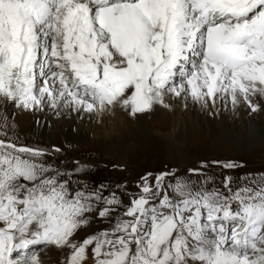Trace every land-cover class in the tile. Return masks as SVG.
I'll return each mask as SVG.
<instances>
[{
    "label": "snow or ice",
    "instance_id": "6c2138e0",
    "mask_svg": "<svg viewBox=\"0 0 264 264\" xmlns=\"http://www.w3.org/2000/svg\"><path fill=\"white\" fill-rule=\"evenodd\" d=\"M166 96L260 110L264 0H0V99L135 117ZM44 155L0 139V264H43L39 245L66 264H264V175L206 187L202 169L166 170L105 196ZM93 212L109 227L74 240Z\"/></svg>",
    "mask_w": 264,
    "mask_h": 264
},
{
    "label": "rangeland",
    "instance_id": "374dc122",
    "mask_svg": "<svg viewBox=\"0 0 264 264\" xmlns=\"http://www.w3.org/2000/svg\"><path fill=\"white\" fill-rule=\"evenodd\" d=\"M194 103L198 105V102ZM220 104L224 106L225 115L238 109L241 114L235 122L229 121V117L227 122L212 105L201 107V104L198 105L200 117L193 119L187 115V110L180 108L178 98L166 96L167 107L157 105L152 111L128 118L129 123L127 117L130 116L122 108L118 123L93 117L92 113L85 111H74L72 118L77 120L73 126L81 134L65 132L54 126L47 136L40 135L30 121L15 119L10 112H3L0 108V139L44 150L46 155L38 158L39 161L62 173H69L74 186L92 188L103 185L105 196L117 190L133 194L145 173L171 170L184 176L191 175L189 169L193 168L203 170V176H192V179L207 177L206 187L221 185L225 176L231 177L232 186L236 187L249 176L258 179L264 175V106L255 111L261 118L254 120L257 124L253 128L255 122L247 117L254 111L247 105L233 107L228 101ZM140 118H145L146 122L140 123ZM247 125L251 127L246 128ZM222 140L229 143L226 149L218 147ZM57 148L60 151H56ZM225 163L239 167H222ZM90 219V226L79 230L74 240L79 241L109 227L110 221L101 220L95 212L91 213ZM36 247L43 264H66L68 248ZM87 264H93L91 252Z\"/></svg>",
    "mask_w": 264,
    "mask_h": 264
},
{
    "label": "bare ground",
    "instance_id": "6f19581e",
    "mask_svg": "<svg viewBox=\"0 0 264 264\" xmlns=\"http://www.w3.org/2000/svg\"><path fill=\"white\" fill-rule=\"evenodd\" d=\"M178 101L180 102V108L182 107L185 110H187L186 113L188 116L193 117V119L195 117H197V118L200 117V115H201V114H199L200 108L198 107V105H200V103H198V105L195 106L194 101H192L191 99L185 100L184 98H178ZM200 106L205 107L203 105H200ZM0 108L2 109L3 112L5 110L10 112L15 119H18L20 121H22V119H26L27 121H30V123H32L36 126L37 132L42 136H47V134H49L50 129L54 126H58L62 131H65V132L74 131V132H76V135L81 134V131H78L75 128V126H73V123H75L77 119L72 118L74 111L71 109H66V108L52 109L50 107H45L43 110L27 111V110H24L23 108L15 106L14 104L6 102L3 99H0ZM215 108H216L218 115L223 116L225 119H227V122H228V117H229V121L235 122L236 117L241 114L239 111H237L238 109L237 110L233 109L229 113V115H225L224 106L221 105L220 102H217V105L215 106ZM2 111H0V112H2ZM79 112H81V111H79ZM172 115L175 116L176 113H174V114L172 113ZM92 116L93 117H99L102 120L109 121L112 123H115V122L118 123L121 121L120 119L122 118L121 107L116 106L111 111L104 112V113H92ZM177 116H179V115L177 114ZM128 118L130 119L132 117L131 116L127 117V123H129ZM259 118H261V116L256 114L255 111L253 114H250L249 117H247V119L250 121H254V120L256 121V119H259ZM139 122L144 124L146 122V119L140 118ZM56 124H58V125H56ZM256 124L257 123L255 122L252 125L253 128H255ZM247 127H251V126L247 125L246 128ZM82 133H83L84 137H88L87 133H85V132H82ZM228 144L229 143L227 142V140H222L218 144V147L221 149H226Z\"/></svg>",
    "mask_w": 264,
    "mask_h": 264
}]
</instances>
